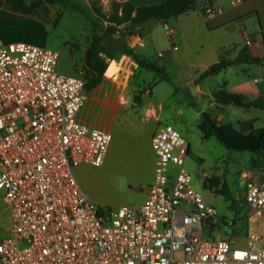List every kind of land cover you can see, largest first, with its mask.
Masks as SVG:
<instances>
[{"label":"built area","instance_id":"built-area-1","mask_svg":"<svg viewBox=\"0 0 264 264\" xmlns=\"http://www.w3.org/2000/svg\"><path fill=\"white\" fill-rule=\"evenodd\" d=\"M206 3H197L206 20L221 13ZM58 64L56 51L0 38V223L9 217L0 264H264V234L249 230L237 249L206 233L216 210L194 190L184 168L189 145L169 125L159 124L150 140L156 166L146 200L93 204L74 170L101 167L112 137L79 120L84 81ZM243 201L254 216L264 214V171L246 181Z\"/></svg>","mask_w":264,"mask_h":264},{"label":"rangeland","instance_id":"rangeland-1","mask_svg":"<svg viewBox=\"0 0 264 264\" xmlns=\"http://www.w3.org/2000/svg\"><path fill=\"white\" fill-rule=\"evenodd\" d=\"M68 1L73 8L44 6L39 9V16L16 23L9 20L0 25V33L9 42L23 41L58 52L61 68L66 70L72 67L73 57L80 60L82 53L85 57L93 39L100 36L102 31L115 29V38L122 31V27L115 28L101 17L108 15L112 4L117 1ZM26 3L31 4L33 0H26ZM93 23L96 24L95 28ZM167 24L176 34L173 39H169L165 34L162 22L151 23L146 33L148 57L164 67L169 78L157 83L152 94L154 98L163 99L165 102L167 114H163V120L166 121L163 124L179 132L190 146V154L185 160L184 168L192 177L194 190L201 194L206 204L216 210L217 228L213 232L206 230V233L214 238L229 241L233 248L245 249L249 230L264 234V214L260 217L254 216L242 199L244 182L240 180L239 175L249 169L251 154L230 152L215 139H201L198 130L200 121L192 104H197L198 101L190 92V86L186 85L203 71L202 65L209 61V49L223 39L225 31L208 28L198 7L193 12L169 20ZM158 53L163 54L164 58H157ZM119 60L120 58H117L113 61ZM132 60L136 67L131 65L128 73L121 72L113 62L108 61L110 66L107 67L106 74L109 78L120 71L118 78L126 81L130 105L135 115H138L142 106L148 104V85L155 80L159 81L160 77L153 72L141 70L133 58ZM123 65L124 63L120 64L121 67ZM86 77L87 72H83L84 84ZM222 78L223 75H220L218 80ZM178 111H182V115L178 114ZM123 129L120 125L114 126L113 143H118L123 134L129 136ZM133 150L130 145L125 147L128 153H134ZM88 170L89 182H78L85 194L93 197L96 206L101 209L137 206L139 195L136 192L141 188L136 186V178L146 176L148 162H104L101 167ZM203 174L228 181L226 183L235 202L233 209L231 201H225L203 186ZM8 224L9 217L6 214L0 227L5 228Z\"/></svg>","mask_w":264,"mask_h":264},{"label":"crops","instance_id":"crops-1","mask_svg":"<svg viewBox=\"0 0 264 264\" xmlns=\"http://www.w3.org/2000/svg\"><path fill=\"white\" fill-rule=\"evenodd\" d=\"M114 1L119 3L128 2L135 7H139L160 4L164 0ZM206 2V4L221 10V13L211 20H206L202 15L208 28L212 30H223L226 34L224 33L222 36L223 39L216 42L209 49V61L202 65L203 71L198 73L195 79L186 84L194 89L195 94L193 97L197 99L198 102L197 104H192L194 109H196V116L200 121L199 123H201V115L209 113L218 125H230L243 135H248L256 130H263L264 109L250 108L245 110L233 105H221L216 102L214 94L218 91H224L231 95L241 96L246 103L257 100L264 102V0H243L240 4H234L233 0H207ZM33 16L39 15H24L0 7V25L6 24L9 20H12L14 23L23 22ZM168 21L162 22L164 31L165 27L170 28L173 33V38H175L176 34L174 30L168 26ZM149 27V25H146L139 28L136 35L129 39L134 53L145 59H152L148 57L146 42V39H148L146 33ZM165 34L168 36L166 31ZM0 38L4 44L25 43L23 41L9 42L7 39L3 38L1 33ZM247 38L252 40V46L250 48H245V40ZM245 49L249 52L251 57L258 60L259 63L234 65L221 73L202 80L199 79L200 75L207 71L210 66L217 64L220 60L233 61L240 57L242 51ZM118 58H120L119 62L111 61L110 63L113 62L116 68L118 67L121 72L128 73L131 69V65L136 67L130 56L122 55ZM157 58L163 59L164 55L158 53ZM122 63H124L123 67L120 66ZM160 67L163 68L166 73V69L162 66ZM58 68L64 75L83 78V72H86L84 53H82L80 60L73 57L72 67L66 70L65 68L62 69L59 61ZM107 69L100 84L94 90L86 94L87 98L78 117L84 125L104 129L111 134V137L115 125H120L124 128L123 130L129 134V136L123 134V137L119 139L118 143H113L112 138L104 162H148L146 176L143 178L142 176H138L136 178V186L141 188L136 192V194L139 195V200L136 205L139 206L146 200L149 188L154 180L156 158L152 151L150 140L158 125L166 122L163 120V114L166 113L165 102L163 99L154 98L152 94L154 86L162 81L159 80L155 82V80L148 85V104H144L141 108L142 110L137 113L138 115H135L136 113L133 112L134 110L130 105L127 83L118 78L121 75L119 74L120 71L108 78L106 74ZM220 75H223V78L218 80ZM178 114L182 115V111H178ZM127 145L134 148V153L125 151ZM189 154L190 146L188 156ZM90 168L93 167L88 165L76 167L74 175L77 181L89 182L87 172ZM170 169L173 171L175 166L171 165ZM257 172L261 171L253 170L249 167V169L240 173L239 178L244 182L243 191L246 181L251 179L252 175ZM211 179H219L225 183L228 182L220 178H210V180ZM204 185L206 186L207 182H203V186ZM81 190L85 194L82 188ZM85 195L95 204L93 202V197L91 198L87 194ZM237 199H239V196Z\"/></svg>","mask_w":264,"mask_h":264},{"label":"trees","instance_id":"trees-1","mask_svg":"<svg viewBox=\"0 0 264 264\" xmlns=\"http://www.w3.org/2000/svg\"><path fill=\"white\" fill-rule=\"evenodd\" d=\"M199 1L207 0H164L160 4L135 7L131 3L114 2L108 15H102L104 21L115 28L122 27L119 37L114 38L115 29L102 31L100 36L93 39L85 55V65L87 77L85 79V93L94 90L101 82L108 67V61H113L122 55L130 56L134 59L141 70L150 71L158 75L159 80H168L163 68L153 59L143 58L134 53L130 38L134 37L137 30L155 22H166L181 15L196 10ZM0 5L4 8L24 15H37L44 6H61L63 8H73L68 0H33L27 4L26 0H3ZM94 28L96 24L93 23ZM258 60L251 57L245 49L240 57L233 61L220 60L208 68L199 79H205L216 75L227 68L238 64H257ZM218 104L233 105L238 108L248 110L250 108L264 109V102L257 100L246 103L241 96L231 95L224 91L214 94ZM202 140L214 138L227 151L235 153L251 154L250 167L253 170L264 171V129L256 130L248 135H243L230 125H218L209 113L201 115V123L198 126ZM208 187L217 196L225 201H231V208L235 206L233 197L225 182L219 179L207 181ZM233 209V208H232ZM217 228L216 224L206 223V230L213 232Z\"/></svg>","mask_w":264,"mask_h":264},{"label":"water","instance_id":"water-1","mask_svg":"<svg viewBox=\"0 0 264 264\" xmlns=\"http://www.w3.org/2000/svg\"><path fill=\"white\" fill-rule=\"evenodd\" d=\"M190 92H191L193 95L195 94L193 87H190Z\"/></svg>","mask_w":264,"mask_h":264}]
</instances>
